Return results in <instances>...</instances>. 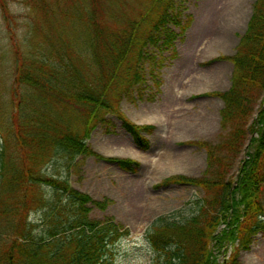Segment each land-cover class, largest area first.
I'll return each mask as SVG.
<instances>
[{
  "label": "trees",
  "instance_id": "trees-1",
  "mask_svg": "<svg viewBox=\"0 0 264 264\" xmlns=\"http://www.w3.org/2000/svg\"><path fill=\"white\" fill-rule=\"evenodd\" d=\"M0 1L7 19L9 13ZM40 1L49 42L71 23L63 18L67 24L55 26L47 3ZM150 1L154 3L151 9L157 11L155 16L148 9L149 19L140 15L115 29L99 21L93 12L80 15L84 39L91 43V58L98 68L94 78L78 75L77 66L63 59L60 50L56 54L64 72L53 74L52 63L45 57L41 65L45 72L32 74L26 71L25 57L15 45V84H23L38 95L40 112L35 107L33 112L21 114L19 107H12V123L5 135L13 150L20 153L19 159L6 155V140L0 146V264H115L117 243L129 236L130 230L111 217L91 218L90 204L104 209L106 201L92 199L67 179L43 173L41 167L57 154L71 160L79 155L94 156L129 171L138 166L133 159L97 153L86 139L92 126L107 122L104 114L114 110L107 92L121 87L128 91L142 80L138 65L147 53L145 48L151 44L172 47L175 33L168 23L179 24L178 7L173 0ZM91 10H98L96 3ZM214 60L232 64L230 86L206 93L223 102L219 111L221 139L216 143L191 142L205 151L202 175H172L159 183L195 186L203 195L188 201L192 206L188 217H158L146 232L150 248L157 253V264H241L239 252L249 248L257 233L264 232V0L253 1L234 53ZM41 103L55 108L43 110ZM59 111L80 119L83 134ZM114 111L133 142L148 149L144 132H150L153 125L136 124ZM241 153L237 174L232 177V166ZM41 187L53 193L47 196ZM40 208L44 214L41 221L29 219L30 211Z\"/></svg>",
  "mask_w": 264,
  "mask_h": 264
},
{
  "label": "rangeland",
  "instance_id": "rangeland-1",
  "mask_svg": "<svg viewBox=\"0 0 264 264\" xmlns=\"http://www.w3.org/2000/svg\"><path fill=\"white\" fill-rule=\"evenodd\" d=\"M2 1L9 17L5 18L0 1V146L6 140V155L17 160L20 153L13 150L5 135L12 123V107H19L21 114L33 112L35 107L40 112V102L33 90L15 84V45L25 57L26 71L32 74L45 72L41 66L45 57L52 63L53 74L64 72L56 54L60 50L58 53L63 59L77 66L78 75L94 78L98 68L91 58V43L87 44L84 39L80 15L93 12L99 21L115 29L127 19H139L140 15L149 19L150 13L146 11L154 3L150 0H45L55 26H65L63 18L71 23L64 33L55 34L47 42V18L42 16L40 0ZM173 1L179 10V24L168 23L175 33L172 47L152 44L146 47L147 53L138 65L142 80L128 91L121 87L107 92L114 110L136 124L153 125L150 132H144L149 148L141 149L133 142L114 110L104 114L107 122L98 121L92 126L86 139L103 156L136 160V169L124 170L115 162L94 156L79 155L71 160L60 154L44 161L41 167L43 173L67 179L73 188L92 199L106 201L104 209L90 204L91 218L111 217L130 230V235L117 243L115 264H157V253L146 239L150 226L161 216L177 220L188 217L192 210L188 201L202 197L203 191L195 186L159 183L172 175H202L206 154L191 142L216 143L221 139L219 111L223 102L206 93L230 86L232 64L211 59L234 53L254 0ZM93 3L97 4L96 12L91 10ZM151 10L153 17L157 11ZM132 66L133 63L129 65ZM47 106L41 107L43 110L55 108ZM63 116L69 118L68 114ZM69 120L82 135L81 120L75 116ZM241 157L243 153L232 166V177L237 174ZM40 190L47 196L53 193L46 187ZM41 215H44L41 208L33 209L29 219L40 222ZM238 259L241 264H264V232L253 237L249 248L239 252Z\"/></svg>",
  "mask_w": 264,
  "mask_h": 264
}]
</instances>
